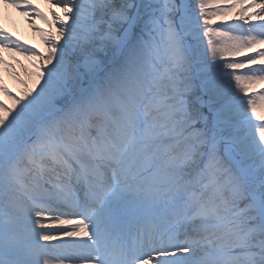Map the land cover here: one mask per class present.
Listing matches in <instances>:
<instances>
[{
	"label": "snow or ice",
	"instance_id": "obj_1",
	"mask_svg": "<svg viewBox=\"0 0 264 264\" xmlns=\"http://www.w3.org/2000/svg\"><path fill=\"white\" fill-rule=\"evenodd\" d=\"M0 2V264H264V0Z\"/></svg>",
	"mask_w": 264,
	"mask_h": 264
},
{
	"label": "bare ground",
	"instance_id": "obj_2",
	"mask_svg": "<svg viewBox=\"0 0 264 264\" xmlns=\"http://www.w3.org/2000/svg\"><path fill=\"white\" fill-rule=\"evenodd\" d=\"M37 3L45 12L48 11L47 4L44 2V0H40ZM49 19H51V17H49ZM34 23L37 28L47 29V25L41 20L37 19L34 21ZM0 24L12 32L14 36H18L28 45H35V47L41 52L46 51L47 46L41 39L39 32H37L33 27V24L30 22L29 18L23 16L16 9L4 5L2 2H0ZM0 55H2L5 60H8L10 63H12L22 77L29 80L30 84L32 83V78H30L24 70H31V62L24 55L9 53L7 51L0 52ZM17 61L20 63H17ZM21 65L24 66V69L21 68ZM0 79H3L4 83L15 94L18 95L22 90V86L12 78L8 71L4 70L3 66H0ZM257 91H259V88Z\"/></svg>",
	"mask_w": 264,
	"mask_h": 264
},
{
	"label": "rangeland",
	"instance_id": "obj_3",
	"mask_svg": "<svg viewBox=\"0 0 264 264\" xmlns=\"http://www.w3.org/2000/svg\"><path fill=\"white\" fill-rule=\"evenodd\" d=\"M40 0H35V2L37 3V2H39Z\"/></svg>",
	"mask_w": 264,
	"mask_h": 264
}]
</instances>
